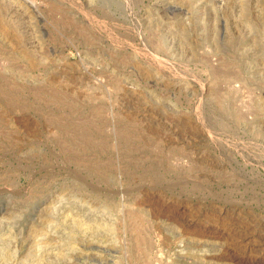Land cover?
<instances>
[{"label":"rangeland","instance_id":"rangeland-1","mask_svg":"<svg viewBox=\"0 0 264 264\" xmlns=\"http://www.w3.org/2000/svg\"><path fill=\"white\" fill-rule=\"evenodd\" d=\"M0 264H264V0H0Z\"/></svg>","mask_w":264,"mask_h":264},{"label":"bare ground","instance_id":"bare-ground-1","mask_svg":"<svg viewBox=\"0 0 264 264\" xmlns=\"http://www.w3.org/2000/svg\"><path fill=\"white\" fill-rule=\"evenodd\" d=\"M214 1H216V0H214ZM218 2L220 1V0H217ZM224 1V0H223ZM246 2L248 1V0H245ZM221 5V4H220ZM33 6V5H32ZM14 19V18H13ZM249 20V19H248ZM249 26V25H248ZM256 26V25H255ZM260 26V25H259ZM91 235V234H90ZM79 241H81V240H79ZM9 248V247H8ZM70 262V261H69Z\"/></svg>","mask_w":264,"mask_h":264}]
</instances>
